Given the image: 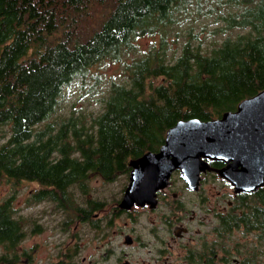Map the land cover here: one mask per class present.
Here are the masks:
<instances>
[{"label": "trees", "instance_id": "1", "mask_svg": "<svg viewBox=\"0 0 264 264\" xmlns=\"http://www.w3.org/2000/svg\"><path fill=\"white\" fill-rule=\"evenodd\" d=\"M200 17L215 24L210 47L193 40ZM182 20L185 39L168 56L164 31ZM156 32L158 44L107 82L96 111L58 114L66 86L82 89L95 63ZM263 87L264 0H0V178H36L55 197L89 173L110 180L158 150L177 120L219 117ZM233 207L216 218L212 246L239 225L264 241V185ZM18 223L0 203V242Z\"/></svg>", "mask_w": 264, "mask_h": 264}, {"label": "flooded vegetation", "instance_id": "2", "mask_svg": "<svg viewBox=\"0 0 264 264\" xmlns=\"http://www.w3.org/2000/svg\"><path fill=\"white\" fill-rule=\"evenodd\" d=\"M207 161L212 167L224 165L223 161L211 159H207ZM130 169L129 166L127 171L120 172L127 174V183ZM175 173L180 176L178 169L172 172L167 186L156 190L153 204L140 205L134 202L129 207H122L119 204L127 183L119 197L107 202L87 190L85 180L87 182L90 173L83 178L81 183H78L81 181L79 180L70 185L65 192H56V197L50 196L48 193L42 194L41 190L46 186L41 185L36 178L28 179L40 185L29 191V197L33 203L51 200L56 203L59 210L65 212L70 210L75 216L73 218L65 213L63 220L66 223L59 225V229L68 236V239L59 241V248L51 249L47 256L50 260L49 264H96L98 260L104 259H113L112 264H261L262 249L256 241L252 239L250 246L251 239L230 240L227 238H230L235 232H240L239 230L242 231V234L254 231H247L240 225L233 228L230 233H226L225 239L220 241V245L213 247L212 238L205 237L199 243H195L196 231L191 229L189 221L196 217L193 210L184 209L185 205L178 198V192L173 190V174ZM204 174L207 175V178L210 175L213 179L230 184L226 179L218 176L214 170L209 169L202 172L201 177ZM100 178L104 182L114 179L107 180L102 176ZM180 178L182 179L181 176ZM182 181L184 180L182 179ZM77 184L80 187L79 193L84 196L75 198L73 188ZM202 184L200 179L198 190ZM230 186L232 185L230 184ZM198 190L192 191L199 192ZM247 193L249 192H234L232 186L231 194L225 199L226 194L218 192L217 198L222 200L215 203V206L207 201L201 202L205 205L204 215L197 220L202 221L207 217L216 219L219 214L233 210L236 201ZM205 198L201 197V201ZM235 208L241 209L240 207ZM17 219L19 223L12 232V241L0 242V264H34L28 260L35 254V245L30 246V249L21 246L26 237L27 228L29 235H36L44 229L53 230L55 227L54 225L47 228L36 222L35 219H31V225L21 223L19 218ZM120 219H123V224L118 222ZM72 223L73 225H71ZM56 226L58 227V225ZM86 235H91L102 245L103 252L99 256L83 253L85 244L88 242L84 240ZM212 250H214L213 256L209 254ZM25 257L27 261H24Z\"/></svg>", "mask_w": 264, "mask_h": 264}, {"label": "rangeland", "instance_id": "3", "mask_svg": "<svg viewBox=\"0 0 264 264\" xmlns=\"http://www.w3.org/2000/svg\"><path fill=\"white\" fill-rule=\"evenodd\" d=\"M188 24L189 21L182 20L169 25L166 31H164L167 40L166 45L168 56H170L174 52V49L185 39L183 37V31H185L188 27ZM192 24V31L195 35L197 34L193 40L202 38L203 48H206L207 46L210 47L212 40L210 30L215 26L212 19L210 17H200L192 21ZM203 25L204 27L202 28ZM232 32H234V30H232ZM159 36L160 34L157 32L154 34L141 35L133 41L134 51L131 50L120 59L106 57L95 63L85 76L84 81L89 86H83V88L80 89L78 84H70V86H66L64 88V96L61 99V107L58 114H66L72 106L77 110L82 109L89 112L96 111L101 105V95L103 90H105L106 85H108L107 82L112 79H122L123 76L126 75L125 68L126 64L129 63V59L141 54L150 44L154 43L157 45ZM98 176L99 175H95L94 173L89 174L87 182L85 180L87 190L93 195L103 198L107 202L113 201L115 198L120 196L123 187L127 183L128 177L127 174L120 173L110 182H104L100 176ZM39 186L40 185L38 183L30 180L24 179L15 182L7 181L5 178H0V203L8 199L12 215L19 218L21 223L31 225V219H35L36 222L43 224L47 228L55 225L53 230L44 229L40 234L36 235H29L27 228L26 237L21 243V246L27 249H30V246L35 245V254L28 260V262H34V264H49L50 260L47 256L49 255L51 249L55 247L59 248V241L68 239V236L64 235L59 229V225L66 223L63 220L65 213H68L70 217L73 216V218H75V216L70 210L67 212L59 210L56 203L51 200H42L40 203H33L32 200H30L29 191L31 189H36ZM79 188L78 184L74 185L73 191L75 198L84 196L79 193ZM173 190L178 192V198H180L185 205L184 209L187 211H194L196 218L189 221V224L191 225V229L196 231L195 243H199L204 237L211 239L213 236L212 227L215 225L216 219L213 217L209 219L207 217L205 220L202 219V221L197 220L200 216L204 215L203 208H205V205L201 202L207 201V203L214 205L215 203L221 201V198H217L218 192L225 193V199L228 198L232 192V186L226 182L213 179L212 176L209 175L198 190L199 192H193L187 188L184 181H182L180 176L175 173L173 174ZM201 197L206 198L201 201ZM207 203L206 205L208 207ZM118 222L123 224L124 221L123 219H120ZM56 225H58V227ZM71 225H73V223ZM239 231L240 232H235L231 235L230 238L228 237V239H251V243L249 244L250 246L252 244V239L256 241L258 246L264 244V241L258 238L256 231H249L246 234H242L241 230ZM84 240L88 241L83 249L84 254L87 253L99 256L103 252L102 245L98 243L96 239H93L91 235H86ZM97 245L99 246L97 247ZM24 261H27L26 257L24 258ZM112 263L113 259H104L102 261L98 260L96 264Z\"/></svg>", "mask_w": 264, "mask_h": 264}, {"label": "water", "instance_id": "4", "mask_svg": "<svg viewBox=\"0 0 264 264\" xmlns=\"http://www.w3.org/2000/svg\"><path fill=\"white\" fill-rule=\"evenodd\" d=\"M207 159L224 165L212 167ZM129 166L122 207L153 204L156 190L167 186L176 169L190 190H198L201 173L209 169L226 179L234 192L256 190L264 185V87L219 117L177 120L158 150L131 158Z\"/></svg>", "mask_w": 264, "mask_h": 264}]
</instances>
